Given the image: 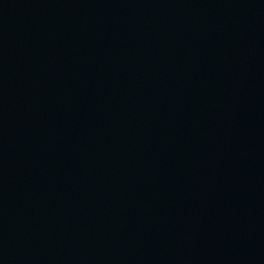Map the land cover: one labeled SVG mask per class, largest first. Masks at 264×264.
<instances>
[{
    "label": "water",
    "instance_id": "95a60500",
    "mask_svg": "<svg viewBox=\"0 0 264 264\" xmlns=\"http://www.w3.org/2000/svg\"><path fill=\"white\" fill-rule=\"evenodd\" d=\"M0 264H264V0H0Z\"/></svg>",
    "mask_w": 264,
    "mask_h": 264
}]
</instances>
